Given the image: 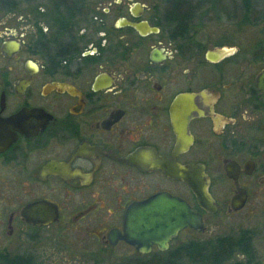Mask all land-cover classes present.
Segmentation results:
<instances>
[{"label": "flooded vegetation", "instance_id": "obj_1", "mask_svg": "<svg viewBox=\"0 0 264 264\" xmlns=\"http://www.w3.org/2000/svg\"><path fill=\"white\" fill-rule=\"evenodd\" d=\"M162 194L203 228L141 252ZM166 259L264 264V0L2 1L0 264Z\"/></svg>", "mask_w": 264, "mask_h": 264}, {"label": "water", "instance_id": "obj_2", "mask_svg": "<svg viewBox=\"0 0 264 264\" xmlns=\"http://www.w3.org/2000/svg\"><path fill=\"white\" fill-rule=\"evenodd\" d=\"M186 180L200 203L210 199L204 179ZM136 209L126 217V238L141 252H149L153 243L167 249L171 239L187 226L203 228L201 217H197L185 201L166 194L155 196Z\"/></svg>", "mask_w": 264, "mask_h": 264}, {"label": "trees", "instance_id": "obj_3", "mask_svg": "<svg viewBox=\"0 0 264 264\" xmlns=\"http://www.w3.org/2000/svg\"><path fill=\"white\" fill-rule=\"evenodd\" d=\"M2 1H4V0H0V6H1V3H2ZM8 2H9V4L11 5V6H13L14 5V0H7ZM74 14V13H73ZM222 240V239H221ZM178 253H175V251L174 252H172V253H169L168 254V256H175V255H177ZM183 255H185V256H187V257H192L193 255H194V249L192 248V246L191 245H189V246H185L184 248H183ZM141 264H144V263H141ZM150 264H183V263H178V262H174V260H171V259H166V260H163V261H159V262H152V263H150ZM189 264H192V263H189Z\"/></svg>", "mask_w": 264, "mask_h": 264}, {"label": "rangeland", "instance_id": "obj_4", "mask_svg": "<svg viewBox=\"0 0 264 264\" xmlns=\"http://www.w3.org/2000/svg\"><path fill=\"white\" fill-rule=\"evenodd\" d=\"M22 5H23V4H22ZM22 7H23V6H22ZM23 9H24V8H23ZM193 237H194V236H191L190 233H188V234H183V235H182V239H183V240H187V241L190 240V239L193 238ZM179 243H180V242H179ZM179 243H174V245H179ZM184 264H187V263H184Z\"/></svg>", "mask_w": 264, "mask_h": 264}]
</instances>
